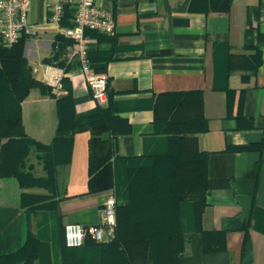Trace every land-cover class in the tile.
<instances>
[{
  "label": "crops",
  "instance_id": "0c3cea01",
  "mask_svg": "<svg viewBox=\"0 0 264 264\" xmlns=\"http://www.w3.org/2000/svg\"><path fill=\"white\" fill-rule=\"evenodd\" d=\"M187 2L93 0L96 8L111 13L114 34L85 36L87 61L91 65L97 56L111 58L104 72L98 74L107 77L119 114L130 126L128 133L113 139V152L123 157L141 154L145 136L154 129L155 94L200 90L201 114L207 124L205 131L196 134L197 149L207 154L201 230L219 229L223 217L240 215L250 224L251 264H264V25L260 22V1L231 0L227 12L206 14L179 10ZM27 22L35 33L26 39L23 57L34 79L45 84L40 76L42 68L50 66L63 71L42 62L51 56L52 43L56 36H62V28L49 22L47 3L40 0L30 3ZM69 46L54 63L74 62L68 56ZM256 50L260 62L252 74L249 68L254 61L251 63L250 58ZM63 78L75 112L106 103V99L101 104L93 100L78 67L64 73ZM34 89L20 103L21 124L28 137L48 143L56 124L55 98L66 90L62 88L61 94L54 95L49 89L50 95H44ZM88 138L87 131L73 135L69 161L58 169L62 194L57 214L61 226L67 222L82 226L97 223L100 204L111 193L110 189L88 193ZM239 146L250 148L227 149ZM30 156L28 163L34 174L41 175L39 163L33 154ZM21 191L42 192L36 188L20 189L13 178H0V255L15 251L25 239L26 217L19 205ZM52 228L49 212L36 211L31 215V231L39 240H52ZM241 237L240 231L227 232L224 252L212 261L237 264ZM54 242L48 252L49 260L46 255L34 264H101L102 251L97 248L83 246L65 252ZM178 264H204L199 232L189 234Z\"/></svg>",
  "mask_w": 264,
  "mask_h": 264
},
{
  "label": "trees",
  "instance_id": "16d2710c",
  "mask_svg": "<svg viewBox=\"0 0 264 264\" xmlns=\"http://www.w3.org/2000/svg\"><path fill=\"white\" fill-rule=\"evenodd\" d=\"M230 2L188 0L179 10L225 13ZM72 14V7L63 6L61 28L72 27ZM83 34L108 36L90 30H84ZM28 37L23 34L10 48H0V178H13L20 189L36 188L42 192H20L19 205L26 217L25 239L15 251L0 255V264H34L46 255L49 260L48 252L54 241L57 248L65 252L83 246L97 248L102 251L101 264H178L192 232L201 234L204 264H224L213 262L212 258L224 252L225 234L230 231L242 233L237 264H251L249 220L237 214L223 217L219 229L205 231L200 227L207 192V154L197 149L196 142V134L207 129L201 114L202 92L155 94L153 131L145 136L141 154L123 157L114 154L113 139L128 133L130 126L126 118L120 116L108 85L104 105L75 112L73 98L63 78L61 84L66 92L55 98L54 134L48 143H41L28 137L21 124L20 103L29 91L36 88L41 94L50 95V88L34 79L23 57ZM70 44L71 41L56 36L51 56L42 60L43 64L60 67L64 73L78 67L75 61L54 63ZM110 59L97 56L89 68L94 73H102ZM250 59L251 63L254 61L249 68L253 74L260 62L258 50ZM80 131L89 133L88 193L111 190L115 200V227L113 238L107 242L96 243L86 238L80 247H66L63 225L57 214V202L62 194L58 169L68 163L73 135ZM31 154L40 165L41 175H35L33 166L28 163ZM36 211L50 213L53 241H41L31 231V215Z\"/></svg>",
  "mask_w": 264,
  "mask_h": 264
},
{
  "label": "built area",
  "instance_id": "2783aa9c",
  "mask_svg": "<svg viewBox=\"0 0 264 264\" xmlns=\"http://www.w3.org/2000/svg\"><path fill=\"white\" fill-rule=\"evenodd\" d=\"M32 1L37 0H0V48H10L21 35H34V29L27 22V13ZM47 3L48 19L52 25L59 27L62 19L63 6L73 8L72 27L62 28L60 32L64 38L71 41L68 47L69 59L77 63L78 71L91 90L93 100L101 104L106 99L107 77L90 70L87 61V44L84 30L112 36L114 22L109 11L99 10L93 0H40ZM260 1V22L264 25V0ZM34 73L37 71L34 70ZM41 81L47 84L54 95L62 93L61 70L45 66L41 70ZM114 196L112 193L100 204L97 223L82 226L79 223L63 224V242L66 247H80L86 238L96 243L107 242L113 238L115 227Z\"/></svg>",
  "mask_w": 264,
  "mask_h": 264
},
{
  "label": "rangeland",
  "instance_id": "374dc122",
  "mask_svg": "<svg viewBox=\"0 0 264 264\" xmlns=\"http://www.w3.org/2000/svg\"><path fill=\"white\" fill-rule=\"evenodd\" d=\"M30 42L32 43L33 41H30ZM33 91L35 92V89H33L32 92H33ZM30 157H31V156H30ZM38 170H39V169H38Z\"/></svg>",
  "mask_w": 264,
  "mask_h": 264
}]
</instances>
